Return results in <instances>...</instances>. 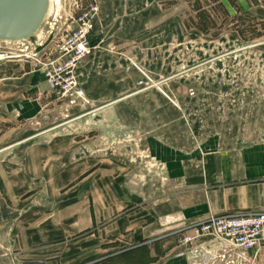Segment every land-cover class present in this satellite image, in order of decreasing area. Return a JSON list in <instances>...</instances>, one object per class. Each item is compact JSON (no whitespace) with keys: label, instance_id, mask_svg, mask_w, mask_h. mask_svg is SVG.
<instances>
[{"label":"crops","instance_id":"1","mask_svg":"<svg viewBox=\"0 0 264 264\" xmlns=\"http://www.w3.org/2000/svg\"><path fill=\"white\" fill-rule=\"evenodd\" d=\"M148 2L162 21L170 8L185 4ZM111 82L105 78L100 87L115 88L117 81ZM80 88L84 100L70 105L53 97L21 55L0 58V138L8 137L0 143V156L19 150L22 159L0 171V264H237L236 253L222 257L227 251L218 241L181 247L175 238L213 216L264 213V140L225 141L166 100L140 110L137 93L122 98L104 90V98H88ZM61 113L72 114L73 121L98 117L99 139L131 140L116 145L115 153H107L106 141L99 140L97 160L85 155L83 165L100 169L83 182L97 187L63 193L21 189L32 175L26 166L37 156L38 137L59 125L19 137L22 127ZM83 143L87 150L95 146ZM6 162L0 159V166ZM108 168L115 174H107ZM242 264H264V243L258 253L247 252Z\"/></svg>","mask_w":264,"mask_h":264},{"label":"rangeland","instance_id":"2","mask_svg":"<svg viewBox=\"0 0 264 264\" xmlns=\"http://www.w3.org/2000/svg\"><path fill=\"white\" fill-rule=\"evenodd\" d=\"M122 1L49 0L45 21L33 37L34 41L36 36L40 39L37 48L47 51L55 47L73 25V19L90 6H97L93 49L77 68L86 97L104 98L100 81L110 79L113 86L116 80L117 86H108L105 94L125 98L137 93L140 110L166 100L172 108L192 113L197 125L225 141L264 140V0H183L185 4L180 8H170V16L164 21L153 17L148 0H132L129 6ZM25 47L26 43L14 46L3 57L21 55ZM0 51L9 52L4 48ZM23 58L28 68L39 72L35 60ZM48 91L58 98L49 88ZM70 113L22 127L19 137L31 136L32 128L45 131L59 125L38 137L34 151L37 156H30L26 166L32 175L21 189L63 193L97 187L92 181L83 182L84 175L97 174L100 169L83 165L85 155L97 160L99 140L103 144L106 141L107 153L117 152L116 145H126L131 140L130 135L119 136L122 141L117 142L121 143L113 137L99 139L98 117L73 121ZM107 122L114 126L113 119ZM2 127L0 122V130ZM7 139L0 138V143ZM83 142L95 146L87 150ZM18 154L19 150H12L0 156L2 162L7 161L1 164L0 171L10 170L7 163H20ZM107 174L115 173L108 168ZM5 185V189H11V183Z\"/></svg>","mask_w":264,"mask_h":264},{"label":"built area","instance_id":"3","mask_svg":"<svg viewBox=\"0 0 264 264\" xmlns=\"http://www.w3.org/2000/svg\"><path fill=\"white\" fill-rule=\"evenodd\" d=\"M97 10V6H90L80 17L73 19V25L69 26V30H66L67 34L57 41L55 47L47 51L46 48L45 50L37 48L28 53L25 51L28 47L22 50L24 52L21 56L32 58L37 62L38 70L48 88L58 99L66 100L70 105H74L78 99L84 100L77 68L93 49L92 39L95 33L94 20ZM0 58L4 57L0 56ZM177 237V244L182 247H196L204 240L218 241L226 248L227 252L222 256L224 259L231 258L232 254L236 253V259L241 261L237 264H242L247 252L258 253L263 246L264 213L213 216L181 230ZM228 262V264L233 263L232 260Z\"/></svg>","mask_w":264,"mask_h":264},{"label":"water","instance_id":"4","mask_svg":"<svg viewBox=\"0 0 264 264\" xmlns=\"http://www.w3.org/2000/svg\"><path fill=\"white\" fill-rule=\"evenodd\" d=\"M49 0H0V50L27 44L36 49L33 37L45 21ZM33 39V40H32Z\"/></svg>","mask_w":264,"mask_h":264}]
</instances>
